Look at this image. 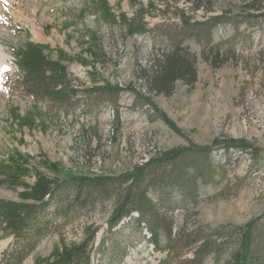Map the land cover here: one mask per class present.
I'll list each match as a JSON object with an SVG mask.
<instances>
[{"label": "rangeland", "instance_id": "1", "mask_svg": "<svg viewBox=\"0 0 264 264\" xmlns=\"http://www.w3.org/2000/svg\"><path fill=\"white\" fill-rule=\"evenodd\" d=\"M252 4L264 0H0V252L13 238L1 216L19 214L64 175L121 174L156 152L215 137L264 148V20L246 19ZM211 15L221 22L208 44L195 31L182 40L184 52L195 56V82L178 80L170 93L150 90L156 59L170 48L163 33L177 35L181 17ZM53 69L70 83L64 104L33 99L7 82ZM110 87L122 90L87 92ZM212 156L221 174L198 186L196 202L174 211L173 229L209 233L252 219L264 229V150L256 160L223 149ZM113 210L107 202L72 214L22 264H53L83 243L95 260ZM132 229L116 238L125 241ZM138 241L124 264H156L163 253ZM227 241L219 259L203 264H230L235 241Z\"/></svg>", "mask_w": 264, "mask_h": 264}, {"label": "trees", "instance_id": "2", "mask_svg": "<svg viewBox=\"0 0 264 264\" xmlns=\"http://www.w3.org/2000/svg\"><path fill=\"white\" fill-rule=\"evenodd\" d=\"M248 10L246 19L264 20V4H252ZM220 22L221 15H211L200 21L181 17L182 28L177 35L163 33L170 48L156 59L149 80L150 90L164 94L170 93L178 80L194 83L197 78L195 56L184 52L182 40L192 33L190 31H195V38L204 39L208 44L211 29ZM7 82L33 99L47 97L60 104L66 103L72 92L66 75H59L56 69L37 76L19 74ZM121 90L120 87H110L87 92L115 95ZM162 118L171 122L164 115ZM220 149L224 153L230 150L247 153L254 160L264 150L245 138L215 137L208 144L188 141L156 152L121 174H69L56 179L37 193L19 214L12 213L8 219L1 216L13 238L0 252V264H22L39 242L66 224L72 214L93 211L97 205L107 202H113L114 210L106 221L107 237L100 240L94 251L97 258L92 259V247L88 249L83 243L53 264H124L125 257L131 249L137 248L141 239L152 243L155 251L163 253L156 264H203L210 257L217 260L228 249V239L235 241L234 249L230 250V264H264V229H256L255 219L243 226H219L209 233L201 227L173 229L174 211L196 202L198 186L214 182L216 172L221 174L222 167L213 164L212 156ZM173 192L180 196L178 200L173 199ZM129 225L133 229L126 240H133L129 243L118 240L116 235Z\"/></svg>", "mask_w": 264, "mask_h": 264}, {"label": "bare ground", "instance_id": "3", "mask_svg": "<svg viewBox=\"0 0 264 264\" xmlns=\"http://www.w3.org/2000/svg\"><path fill=\"white\" fill-rule=\"evenodd\" d=\"M3 56V55H2ZM2 56L0 55V61L2 60Z\"/></svg>", "mask_w": 264, "mask_h": 264}]
</instances>
